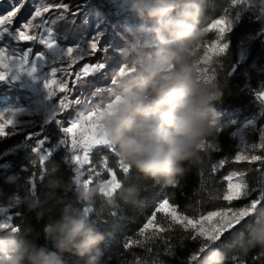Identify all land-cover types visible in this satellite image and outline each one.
<instances>
[{
  "label": "trees",
  "instance_id": "1",
  "mask_svg": "<svg viewBox=\"0 0 264 264\" xmlns=\"http://www.w3.org/2000/svg\"><path fill=\"white\" fill-rule=\"evenodd\" d=\"M28 7L29 2L25 1L17 14V21H23ZM231 7V0H209L205 28L213 19L228 13ZM215 39L214 32H206L205 40L196 46L199 61L203 57V45L210 44ZM223 42L228 44L224 55L214 58L208 65L200 62L204 79L216 82L223 91L221 100L215 104L220 114V122L216 129L220 131L215 129L212 135L205 138L206 146L201 150L199 161L187 165V170L179 178L178 184L156 183L132 168L128 174H123L120 168L122 161L116 152L100 146L89 154L90 161L85 165L83 178L91 177L93 183L90 187L99 188L110 178L108 169L115 171L122 189L112 198L114 203L99 192L91 204L78 201L72 192L65 194L66 199L75 207L91 209L89 212L91 217L104 234V241L100 245L104 264H136L137 260L141 264H187L189 255L198 249L199 243L193 241L191 234L179 227H173L161 234L159 239L147 241L142 246L134 244L131 248H125L124 244L128 240L145 239L139 235V229L163 199H169L180 212L190 217H198L208 211H219L228 207L238 209L248 204L250 198L258 195L257 192H252L248 199L231 203L223 201L222 193L226 188L223 177L232 172L244 173V182L250 189L264 188V164L259 162L236 164L232 160L236 150L233 137L235 129L252 119L260 126L264 125V102L257 98V93L264 91V12L247 7L237 25L224 35ZM103 43V51L87 57L71 69L78 71L84 63H105V68L101 72L81 80L79 82L81 87L69 94L70 109L58 117L62 121L74 118L82 111L73 101V97L80 96L82 92L86 91L88 97L95 100L93 104L106 105L110 102L111 79L116 76L120 67H125L119 55L122 37L114 33L105 37ZM26 46L32 48L33 53L46 51L38 42H28ZM242 53H245L244 58ZM72 87L70 79L69 88ZM97 90L99 94L93 97L92 94ZM25 93L26 91L19 85L0 81V96H8L24 103ZM58 118L56 116L54 121L46 124L39 122L26 125L21 130L11 127L10 135L0 137V203L9 206L13 223L38 244L46 243L42 229L47 218L38 219L35 212L28 211L20 205H12L11 201L14 196L22 197L29 191L30 181L37 184L36 194L41 200H45L47 191L45 185L53 173L65 181H75L74 166L68 164L66 160L70 148L68 145L60 144L64 134ZM63 126L70 124L64 123ZM29 133L37 135L30 138ZM39 136L48 137L44 147L51 148L53 152V157L46 162V175L43 179L38 165L31 163L33 159L38 160L31 150ZM209 145L218 146V150L214 151ZM255 154L264 155V152L257 150ZM222 159L227 161L224 167L214 172L213 166L218 165ZM258 167L260 171H257ZM95 173H99V176ZM9 179L14 182H9ZM129 186H135L138 194L133 193L132 202L125 203L120 198V192ZM156 219L162 226L168 227L163 214H157ZM246 231L245 225L234 238L227 237L222 244L216 246L225 254V264H264V249H254L247 255H240L233 250V242ZM65 259L67 264H85V260L77 256L66 254Z\"/></svg>",
  "mask_w": 264,
  "mask_h": 264
},
{
  "label": "clouds",
  "instance_id": "2",
  "mask_svg": "<svg viewBox=\"0 0 264 264\" xmlns=\"http://www.w3.org/2000/svg\"><path fill=\"white\" fill-rule=\"evenodd\" d=\"M208 5L209 0H125L140 22L122 25L119 55L126 70L115 78L101 123L119 159L156 183L178 184L220 122L215 104L223 91L204 79L196 49L206 37ZM50 175L45 200L29 190L11 201L38 219L47 218L42 229L46 243L38 244L21 230L0 229V264H67L66 254L85 264H104L103 232L89 212L65 196L72 192L91 204L99 188ZM133 193L137 189L129 186L120 198L131 203ZM113 197L108 198L114 203ZM246 229L233 250L247 255L264 249V207L255 210ZM197 264H225V254L209 246Z\"/></svg>",
  "mask_w": 264,
  "mask_h": 264
},
{
  "label": "snow or ice",
  "instance_id": "3",
  "mask_svg": "<svg viewBox=\"0 0 264 264\" xmlns=\"http://www.w3.org/2000/svg\"><path fill=\"white\" fill-rule=\"evenodd\" d=\"M247 0H231L234 6L241 3H246ZM14 10L8 11L6 14H0V81L15 77L21 72H27L29 75L36 71L34 60L43 58V52L33 53L32 48L27 47L28 42H38L44 48L52 50L56 53L55 65L51 67L49 76L44 81V87L48 92L49 97L53 98L56 103V109L52 115L57 118L70 109L68 95L62 98L59 94H71L81 87L80 81L90 76H95L105 68V63L99 62L95 64L84 63L79 71H71L79 62L84 61L89 56L96 55L97 52L103 51L100 46V33H95L91 39L84 43H77L66 47H59L58 40L52 35L53 28L57 22H63L66 14L71 11L68 3L58 2V0H37L33 5V10L29 13L30 19L17 21V13L19 7L13 6ZM72 16L80 14V7L77 6L75 11L71 12ZM231 16H220L218 19H213L205 29L206 32L215 33L216 39L210 44L203 45L204 52L202 62L205 65L211 64L213 59L220 57L227 52L228 44L223 42L224 35L232 28ZM35 33V34H34ZM30 55L32 59H30ZM125 67H120L117 75H123ZM111 79V84H115V78ZM72 80L73 87L69 88L68 80ZM86 89V85L83 86ZM99 94V90L93 93V97ZM257 98L264 101V91L257 93ZM58 100V102H57ZM75 105H79L81 110L85 107L91 108L86 114H80L75 118L61 122V130L63 138L60 144L68 145L70 151L66 157L67 163L74 166L75 181L77 184L89 187L93 180L92 178L83 179L85 165L89 164V154L97 146L106 147L113 153L115 148L110 145L107 139V134L101 123L103 112L110 107V103L106 106L97 105L94 99L88 97L87 92H82L80 96H74ZM15 110H0V137L10 135L9 129L15 122ZM51 118V117H49ZM64 123L70 126H63ZM220 131V129H216ZM35 133H29V137L35 136ZM48 137L39 136L35 139V146L32 147L37 159H33L31 163L38 165L40 169L41 179L46 175V162L53 157L51 148H45ZM205 142H202V150L205 148ZM214 151L218 150V146L209 145ZM257 150L264 152V129L259 132V142L249 143L241 142L235 150L233 163L242 164H264V155L255 154ZM227 161L222 159L218 165L213 166V171H218L223 168ZM123 174H128L130 168L121 162L120 165ZM54 171V170H53ZM110 179L103 182L99 187V193L103 197H112L117 194L118 190L122 189L120 179L117 178V173L108 169ZM257 171H260L259 167ZM99 176V173H95ZM226 181V188L222 193V200L225 202H233L241 199H248L252 192H257L255 198H250L249 203L238 209L228 207L219 211H208L206 214H201L198 217H190L178 210L176 206L170 203L169 199H163L158 204L151 216L139 229V235L144 237V240H128L125 242V248H131L134 244L137 246L144 245L147 241H153L160 238V235L170 231L173 227L191 234V239L199 243L197 250L192 251L188 257L187 264H197L205 250L212 245L222 244L225 238H234L236 234L242 230L248 223L249 219L258 207H264V188L250 189L249 185L244 182V173L232 172L223 177ZM37 184L30 181V191L33 195L36 194ZM19 203V201H16ZM85 211L90 212L91 209L85 208ZM157 214H163L164 219L168 223L165 228L157 222ZM0 229H7L13 232H18L21 229L13 223L12 215L8 214V209L0 207ZM150 230V233H149ZM151 251V249H147ZM255 259V258H254ZM136 264H141L139 260Z\"/></svg>",
  "mask_w": 264,
  "mask_h": 264
},
{
  "label": "rangeland",
  "instance_id": "4",
  "mask_svg": "<svg viewBox=\"0 0 264 264\" xmlns=\"http://www.w3.org/2000/svg\"><path fill=\"white\" fill-rule=\"evenodd\" d=\"M25 1L29 2V7L26 10V16L23 21L30 19L29 13L33 10V5L37 0H0V14H6L8 11L14 10V5L19 7L20 11ZM58 2H61V0H58ZM62 2L68 3L71 7V11L66 14L63 22H57L53 28L52 35L58 40L59 47H66L77 43L84 44L88 42L95 33H100V46L102 48L104 46L103 41L105 37H109L114 33L121 37L123 36L122 25L125 23L135 24L140 22L139 18L126 8L125 0H62ZM77 6L80 7V14L74 17L71 12L75 11ZM249 6L256 8L259 12H264V0H247L246 3H241L234 7L232 5L230 11L222 15L231 16V29L237 25L244 11ZM83 26L85 27L82 28ZM116 45H118V43ZM45 50L42 59L37 58L34 60V65L36 67L34 73L29 75L25 71L19 73L15 77L10 76L3 80L9 84L19 85L26 91V102L24 103L8 96H0V110H15V122L12 128L21 130L26 125L39 122H41V124H46L54 121L56 118V116L52 115L56 109L55 100L49 97L44 87V81L49 76L51 67L57 63L55 59L56 53L47 48H45ZM244 57L245 53H242V58ZM30 59H32L31 56ZM64 95H68V102L70 104L69 94L58 93V97L60 98ZM97 105L102 104H92L93 107ZM90 110L91 108H85L83 111H80L78 115L86 114V112ZM262 129H264V125L260 126L254 119L244 122L240 127L235 129L233 133L236 149L241 142L258 143L259 132ZM0 207L7 208L8 214L11 215L9 206L0 203Z\"/></svg>",
  "mask_w": 264,
  "mask_h": 264
}]
</instances>
